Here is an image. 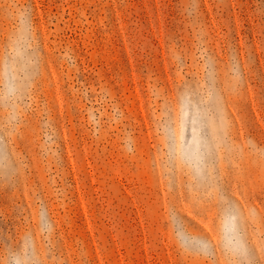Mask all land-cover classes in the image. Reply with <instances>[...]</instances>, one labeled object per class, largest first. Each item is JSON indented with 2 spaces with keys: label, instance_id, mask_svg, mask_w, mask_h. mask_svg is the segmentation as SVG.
<instances>
[{
  "label": "rangeland",
  "instance_id": "rangeland-1",
  "mask_svg": "<svg viewBox=\"0 0 264 264\" xmlns=\"http://www.w3.org/2000/svg\"><path fill=\"white\" fill-rule=\"evenodd\" d=\"M0 264H264V0H0Z\"/></svg>",
  "mask_w": 264,
  "mask_h": 264
}]
</instances>
